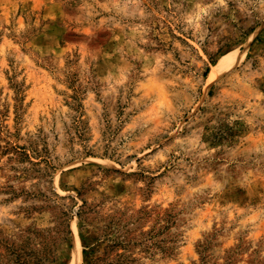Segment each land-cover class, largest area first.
<instances>
[{
    "label": "rangeland",
    "instance_id": "rangeland-1",
    "mask_svg": "<svg viewBox=\"0 0 264 264\" xmlns=\"http://www.w3.org/2000/svg\"><path fill=\"white\" fill-rule=\"evenodd\" d=\"M11 145L0 264H264V0H0Z\"/></svg>",
    "mask_w": 264,
    "mask_h": 264
},
{
    "label": "trees",
    "instance_id": "trees-1",
    "mask_svg": "<svg viewBox=\"0 0 264 264\" xmlns=\"http://www.w3.org/2000/svg\"><path fill=\"white\" fill-rule=\"evenodd\" d=\"M2 147L0 146V150H2V152H4L5 150H14L19 156H21L20 158H29L31 157V154L23 147L24 150H19L22 149V146L19 145H11L10 147H7V149H1Z\"/></svg>",
    "mask_w": 264,
    "mask_h": 264
},
{
    "label": "bare ground",
    "instance_id": "bare-ground-1",
    "mask_svg": "<svg viewBox=\"0 0 264 264\" xmlns=\"http://www.w3.org/2000/svg\"><path fill=\"white\" fill-rule=\"evenodd\" d=\"M233 62V58L231 57V55L224 57V59H222L220 61V63L218 64V68L217 70H222L223 68H225L226 66H228L230 63ZM215 73H212V75H214Z\"/></svg>",
    "mask_w": 264,
    "mask_h": 264
}]
</instances>
